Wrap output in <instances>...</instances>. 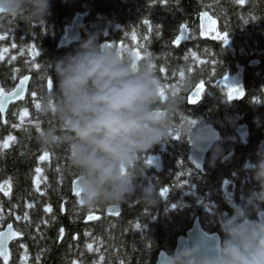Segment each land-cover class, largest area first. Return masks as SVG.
<instances>
[{
	"label": "trees",
	"instance_id": "trees-1",
	"mask_svg": "<svg viewBox=\"0 0 264 264\" xmlns=\"http://www.w3.org/2000/svg\"><path fill=\"white\" fill-rule=\"evenodd\" d=\"M201 13L217 22V33L227 34V44L216 38L217 33L207 39L200 36ZM77 14L84 15L80 40L85 30L99 31L101 42L116 48L123 45L122 54L139 52L138 62L146 57L152 60L163 97L173 90L184 96L183 111L175 121L200 120L221 134L222 155L212 166L211 150L203 168L195 167L189 160V144L180 136L176 139V134L140 157L144 174L136 183L150 185L157 193L162 187L169 189L166 196H158L154 207L144 206L133 196L119 206L116 217L105 213L108 206L85 208L72 195L76 177L69 166L67 145L44 148L38 141L40 131L55 125L51 113L46 116L40 111L42 95L54 90L47 86L51 78L45 80L42 75L48 60L78 45L80 40L68 48L58 47ZM2 23L0 35L6 39L0 41V49L8 51L0 60V88L9 92L30 76L26 97L10 106L5 118L0 113V143L14 137L0 150V232L12 224L19 233L10 247L8 264H156L162 251L175 249L177 239L186 235L197 217L206 232L221 237L219 224L225 214H231L229 205L243 204L256 187L245 163L255 159L257 146L264 142V0H245L243 5L236 0H51L45 24ZM181 25L188 28L189 36L177 46L173 41ZM33 51L39 55L34 57ZM240 67L244 68L245 96L229 101L224 80L238 75ZM186 79L191 87L183 92ZM201 82L205 87L201 100L190 104L188 96ZM244 124L249 128L245 139L237 135V127ZM44 151L49 156L40 161ZM46 207L51 212H45ZM92 214L99 218L86 222Z\"/></svg>",
	"mask_w": 264,
	"mask_h": 264
},
{
	"label": "clouds",
	"instance_id": "clouds-1",
	"mask_svg": "<svg viewBox=\"0 0 264 264\" xmlns=\"http://www.w3.org/2000/svg\"><path fill=\"white\" fill-rule=\"evenodd\" d=\"M50 7L51 0H0V28L4 20L45 24ZM101 35L85 30L71 52L48 60L42 78H51L54 90L42 95L40 111L51 113L55 125L40 131L38 141L44 148L67 145L85 208L121 206L133 196L154 207L160 194L136 183L144 174L140 157L179 134L195 152L211 146L212 166L222 155L217 134L200 120L175 121L184 96L173 90L162 98L152 60L138 62L116 47H104ZM190 87V80L182 82L183 92ZM254 155L245 168L256 187L243 204L229 205L232 212L219 224L222 235L215 250L206 251L201 240L165 253L164 264H264V142Z\"/></svg>",
	"mask_w": 264,
	"mask_h": 264
},
{
	"label": "water",
	"instance_id": "water-1",
	"mask_svg": "<svg viewBox=\"0 0 264 264\" xmlns=\"http://www.w3.org/2000/svg\"><path fill=\"white\" fill-rule=\"evenodd\" d=\"M83 20H84V15L83 14H77L73 18L71 25L67 26L65 28V33L61 37L59 44H58V47L60 49L68 48L70 45L76 44L80 40V37H81L80 31H81ZM199 27H200V35L204 39H206L210 36L212 30L217 32V29H218L217 22L212 20V18L209 15H206L203 13H201L199 15ZM179 34H180V31H179ZM188 35H189V31L187 30V32L185 33V38L181 40L180 44H182L187 39ZM239 70H240L241 79H243V69L239 68ZM28 77H29V79L25 82V89H24L22 95L20 97L13 96L11 99L5 101V111L3 113H1L3 117L6 115L8 109L11 105H15V104L19 103L23 98L26 97L27 92H28V86L30 83V76H28ZM19 82H20V80L18 81L17 84H19ZM239 88H241L243 90V95L241 97H239L238 99H233L232 101H241L244 98L245 92H244L243 84H241L239 86ZM195 91H196V88L190 93L189 96H191ZM189 96H188V98H189ZM200 100H201V98H200ZM200 100L195 104H198L200 102ZM213 130L217 134V138L215 140V145H216L220 141V133L214 128H213ZM238 134L240 137L245 138L248 135V127L246 125L239 127L238 128ZM211 149H212V147L209 146V147L204 148V150L201 152H195L191 148L189 159L191 160V162L196 167L202 168L204 165V162H205V158L209 154ZM74 181L77 182V180H74ZM76 187H77V183H76ZM71 191H72L73 195H76L75 191H74L73 183L71 185ZM109 208L118 209V210H119V208L116 206H110L106 209L107 215H109L111 217H116L117 215H110L109 214ZM119 212H120V210H119ZM91 216L97 217L96 219L99 218L98 215H91ZM88 217L85 220L86 222H92V221L96 220V219H88ZM7 228H8V226L3 231H6ZM3 231H1V232H3ZM12 231L16 232L13 226H12ZM17 238H18V235L13 236L11 239L6 240L5 244H6L8 254H9V247H10L11 243L14 242ZM201 240L204 241L207 249H210V248L214 247L219 242L220 236L217 234H209V233L205 232L202 229L200 222L197 218V219H195L191 229L186 233V235L177 240L176 250H178L182 247H189V246L193 245L194 243L201 241ZM164 255H165V253L159 254L156 264H164V258H165ZM1 259L3 260L2 257H1Z\"/></svg>",
	"mask_w": 264,
	"mask_h": 264
},
{
	"label": "snow or ice",
	"instance_id": "snow-or-ice-1",
	"mask_svg": "<svg viewBox=\"0 0 264 264\" xmlns=\"http://www.w3.org/2000/svg\"><path fill=\"white\" fill-rule=\"evenodd\" d=\"M164 2H166V0H164ZM236 3L239 5H243L245 3V0H236ZM145 24H149V22L147 20L144 21ZM149 27H151V25H149ZM187 32V27L184 25L180 26V34L177 35L175 37V40L173 41V43L179 45L181 43V40L185 38V33ZM216 38L220 39L224 44L228 43V36L227 34H220L217 33L216 34ZM6 36L5 35H0V41L5 40ZM104 47H113V45L111 43H105V45H103ZM12 47L15 48L16 44L13 43ZM118 49H120L121 51L123 50V45L118 46ZM8 49L7 48H3L0 49V60H2L3 57V53L7 52ZM33 56H38L39 53L33 51ZM195 55V54H193ZM133 57L135 58L136 61H139L141 59V56L139 54V52H135L133 53ZM13 59H15V57H13ZM187 59V57H186ZM135 66V65H134ZM38 67V65H37ZM151 67L154 68L153 65H151ZM161 72L164 71L163 68L160 69ZM181 75H183V73H181ZM29 79L28 76H24L23 79L20 80L19 84L16 85L15 89H13L11 92H5V90L3 88H0V113H3L5 111V101L11 99L13 96L15 97H20L25 89V82ZM225 81H227V77H225ZM220 83V82H218ZM47 86L49 88V90H52L54 88V82L49 79L47 82ZM224 87L227 89V99L229 101H232L233 99H238L239 97H241L243 95V90L241 88H239L238 86H232L231 84H228L227 82L224 83ZM204 91V84L203 82H201L199 85H197L196 87V91L189 96L188 100L189 103L195 104L197 103L200 98H201V94ZM160 94L163 98L164 93L162 90H160ZM37 107L39 108V105H37ZM27 115V111L25 110L24 112L21 113V121H23L24 117ZM194 123V121H191ZM14 127H19V125H14ZM176 139H179V134L175 135ZM14 140V137L12 136H8L3 143H0V150L5 149L9 146V141ZM49 156V153L47 151H44L43 155L39 156V160L40 161H44L47 157ZM35 172L37 175H39L41 173V168L37 167L35 169ZM7 183V182H5ZM76 181L73 182L74 185V191L75 194L79 197V191L76 187ZM0 190H3V185H0ZM169 192L168 188H161L160 189V196H166L167 193ZM7 194V193H6ZM29 207H31V205H29ZM45 212H51V208L50 207H46L45 208ZM109 214L110 215H119V210L118 209H113V208H109ZM97 217L94 216H89L88 219H96ZM20 217H17V220H19ZM24 219L27 220L28 216L27 214H25ZM136 227H140V225H136ZM19 233L17 232H13L12 231V225L9 224L8 228L6 231L0 232V257L3 258L4 264H8V260H9V254L7 252V248H6V240L11 239L13 236L18 235ZM87 235V233H86ZM64 237V229L61 228L60 229V239H63ZM73 239H76V237H73ZM93 245L92 244H88L87 248L89 250H92ZM215 250L214 247L210 248V249H206V251L208 252H213ZM23 257H22V261H23ZM101 260H103V257H101ZM73 264H75V262H73Z\"/></svg>",
	"mask_w": 264,
	"mask_h": 264
},
{
	"label": "rangeland",
	"instance_id": "rangeland-1",
	"mask_svg": "<svg viewBox=\"0 0 264 264\" xmlns=\"http://www.w3.org/2000/svg\"><path fill=\"white\" fill-rule=\"evenodd\" d=\"M225 82H227L228 84L234 85V86L238 83L236 77H230V78H228L227 81H225Z\"/></svg>",
	"mask_w": 264,
	"mask_h": 264
},
{
	"label": "bare ground",
	"instance_id": "bare-ground-1",
	"mask_svg": "<svg viewBox=\"0 0 264 264\" xmlns=\"http://www.w3.org/2000/svg\"><path fill=\"white\" fill-rule=\"evenodd\" d=\"M252 53V52H251ZM183 73V72H182ZM244 91H245V89H244ZM215 94V93H214ZM205 95V94H204ZM207 95V94H206ZM211 96V95H210ZM167 97V96H166ZM30 103V102H29ZM254 114V113H253ZM189 118V117H188ZM259 118V117H258ZM226 121V120H225ZM231 125V124H230ZM263 126V125H262ZM259 128V127H258ZM262 129V128H261ZM255 133V132H254ZM253 138V137H252ZM174 142V141H173ZM228 142V141H227ZM158 146V145H157ZM189 146V145H188ZM227 146V145H226ZM237 148V147H236ZM174 149V148H173ZM190 151V150H189ZM228 152V151H227ZM188 153V152H187ZM168 154V153H167ZM244 157V156H243ZM188 158V157H187ZM184 160V159H183ZM186 160V159H185ZM210 161V160H209ZM218 164V163H217ZM172 168V167H171ZM211 168V167H210ZM166 169V168H165ZM199 170V169H198ZM207 171V170H206ZM183 175V174H182ZM181 175V176H182ZM203 178V177H202ZM229 179V178H228ZM233 179V178H232ZM225 180V179H224ZM176 182V181H175ZM176 189V188H175ZM216 205V204H215ZM204 206V205H203ZM206 207H207V205H206ZM217 209V208H216ZM221 214V213H220ZM107 221V220H106ZM30 233V232H29ZM30 236V235H29Z\"/></svg>",
	"mask_w": 264,
	"mask_h": 264
}]
</instances>
